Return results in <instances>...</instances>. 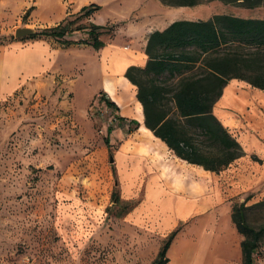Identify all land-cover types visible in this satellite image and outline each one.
Instances as JSON below:
<instances>
[{"label":"rangeland","instance_id":"rangeland-1","mask_svg":"<svg viewBox=\"0 0 264 264\" xmlns=\"http://www.w3.org/2000/svg\"><path fill=\"white\" fill-rule=\"evenodd\" d=\"M42 1L0 0L1 83L20 71L23 58L35 56L36 41H57L67 48L61 52L67 58L60 56L63 69L26 79L19 73L11 92L0 90V264H152L168 235L163 238L146 224L136 228L125 219L144 195L141 187L136 195L124 193L116 158L121 143L136 131L130 134L133 128H125L107 104L97 60L103 59L104 48L75 43L90 39L91 23L76 17L84 3L100 1L97 19L104 28L99 39L107 47L127 48L133 42L138 45L133 39L140 31L148 32L162 15H172L161 8L160 0H60L62 9L71 12L72 32L63 39L16 37L17 27L39 31L54 26ZM215 13L264 18V5L245 8L213 0L174 16L207 19ZM238 88L256 89L245 82ZM260 93L264 100V90ZM229 110L239 121L236 134L264 132V102ZM256 158L251 154L253 161ZM233 176L222 180L231 214L241 202L264 201V181L237 195L227 189ZM248 219L256 227L264 223V206L250 210ZM183 248L179 240L171 255L177 258ZM255 261L264 264V240ZM227 264H242V259Z\"/></svg>","mask_w":264,"mask_h":264},{"label":"crops","instance_id":"crops-1","mask_svg":"<svg viewBox=\"0 0 264 264\" xmlns=\"http://www.w3.org/2000/svg\"><path fill=\"white\" fill-rule=\"evenodd\" d=\"M60 4V0L42 1L43 9L50 14L48 21L54 26L71 13L64 11ZM84 5L86 3L80 9ZM187 7L161 3V8L172 17L162 15L153 29L148 32L140 31L133 39L138 45L133 42L127 48H115L107 47L103 41L104 57L101 61L97 59L102 77L101 87L116 105L112 108L122 118L121 123L125 128H133L130 134L136 131L132 139L121 143L116 158L124 193L136 195L141 187L144 195L125 219L131 221L136 228H142L146 224L157 235H163V238L180 227L167 251L170 264H227L232 260L241 262L242 237L232 222L231 209L224 202L223 181L233 174L232 187L228 186L229 183L227 189L237 195L254 190L264 181V132L256 135L249 129L236 134L235 127L239 121L237 115L229 109L239 110L241 105L247 107L248 104H262L264 100L261 99L260 91L264 89H239L238 86L243 82L249 83L236 78L231 79L224 87L222 96L214 106V113L241 143L246 154L216 173L177 157L146 126L143 106L135 91L136 85L125 75L129 66H143L147 62L145 47L150 33L164 29L177 19H183L174 15L180 14ZM98 14L99 12H95L88 20L102 25L97 19ZM63 45L57 41H36L35 56L31 59L23 58L20 71L15 72L8 82H0V90L3 93L11 92L20 80L19 73L26 79L47 69H63L65 66L62 65L60 56L66 57L64 53L67 50ZM251 154L258 156L262 162L253 161ZM179 240L183 241L184 248L175 258L171 255V250Z\"/></svg>","mask_w":264,"mask_h":264},{"label":"trees","instance_id":"trees-1","mask_svg":"<svg viewBox=\"0 0 264 264\" xmlns=\"http://www.w3.org/2000/svg\"><path fill=\"white\" fill-rule=\"evenodd\" d=\"M160 1L167 6H195L213 0ZM220 1L245 8L264 5V0ZM100 8L96 3L84 5L76 19H89ZM73 23L68 15L56 26L45 27L30 37L63 39L74 30ZM100 28L104 25L91 22L90 39L75 43L101 48L105 43L99 39ZM145 53V65H131L125 75L137 87L146 126L177 157L212 172L219 173L243 156L241 143L216 116L214 106L231 79L264 89V18L215 13L207 19H177L150 33ZM106 102L115 105L110 97ZM263 206L264 201L252 205L241 202L233 207L232 221L243 236L242 264H254L264 240V223L256 227L248 219L250 210ZM179 230L168 235L152 264L169 262L167 251Z\"/></svg>","mask_w":264,"mask_h":264},{"label":"water","instance_id":"water-1","mask_svg":"<svg viewBox=\"0 0 264 264\" xmlns=\"http://www.w3.org/2000/svg\"><path fill=\"white\" fill-rule=\"evenodd\" d=\"M36 32V29L32 27H27V26H22V27H17L15 30V36L16 37H24L31 35ZM111 161H114V156L110 155Z\"/></svg>","mask_w":264,"mask_h":264}]
</instances>
